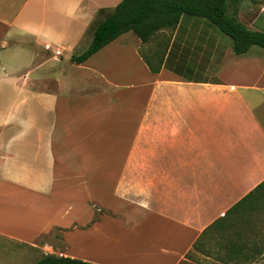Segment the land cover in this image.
Segmentation results:
<instances>
[{
  "label": "crops",
  "instance_id": "obj_1",
  "mask_svg": "<svg viewBox=\"0 0 264 264\" xmlns=\"http://www.w3.org/2000/svg\"><path fill=\"white\" fill-rule=\"evenodd\" d=\"M121 1L0 0V237L179 264L213 233L206 260L264 264V49L182 15L157 73L131 31L71 61Z\"/></svg>",
  "mask_w": 264,
  "mask_h": 264
},
{
  "label": "trees",
  "instance_id": "obj_2",
  "mask_svg": "<svg viewBox=\"0 0 264 264\" xmlns=\"http://www.w3.org/2000/svg\"><path fill=\"white\" fill-rule=\"evenodd\" d=\"M238 0H122L106 15L93 31L88 47L71 61L80 64L104 46L126 32H133L143 43H150L157 34H166L162 47L158 44L142 55L151 72L159 71L162 56L171 32L182 15H190L211 23L232 43L235 55L246 53L252 46L264 49V33L248 29L237 18V12L228 13L230 5ZM163 48L160 55L158 50ZM212 226V225H211ZM197 248V242L194 249ZM35 264H91L82 260L45 255Z\"/></svg>",
  "mask_w": 264,
  "mask_h": 264
},
{
  "label": "rangeland",
  "instance_id": "obj_3",
  "mask_svg": "<svg viewBox=\"0 0 264 264\" xmlns=\"http://www.w3.org/2000/svg\"><path fill=\"white\" fill-rule=\"evenodd\" d=\"M260 4L264 5V0H238L237 4L228 7V13L241 9L245 18H250L258 9ZM167 33L157 34L150 42V46L158 44L162 47ZM151 49V48H150ZM161 49V48H160ZM158 52L161 53V50ZM50 51V50H48ZM52 52V51H51ZM142 55H147L148 49L141 48ZM64 58V55L62 56ZM61 233L52 231L48 235L39 236L30 244L14 243L0 237V264H35L45 255H55L58 251L63 250L64 244L61 242ZM213 233L206 235L197 245V248L192 250L185 260L179 264H217L211 260H206L204 257L209 256L215 258V243Z\"/></svg>",
  "mask_w": 264,
  "mask_h": 264
},
{
  "label": "built area",
  "instance_id": "obj_4",
  "mask_svg": "<svg viewBox=\"0 0 264 264\" xmlns=\"http://www.w3.org/2000/svg\"><path fill=\"white\" fill-rule=\"evenodd\" d=\"M45 49L49 50V49H50V47H49L48 45H46V46H45ZM55 54H56V55H58V54H59V52H58V51H56V52H55Z\"/></svg>",
  "mask_w": 264,
  "mask_h": 264
}]
</instances>
